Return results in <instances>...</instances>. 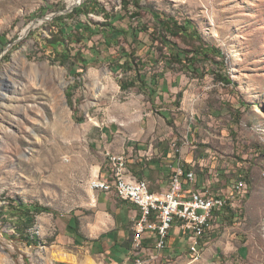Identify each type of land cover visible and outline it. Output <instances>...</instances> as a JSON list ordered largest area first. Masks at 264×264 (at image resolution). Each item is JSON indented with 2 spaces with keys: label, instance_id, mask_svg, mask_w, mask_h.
I'll return each instance as SVG.
<instances>
[{
  "label": "rangeland",
  "instance_id": "obj_1",
  "mask_svg": "<svg viewBox=\"0 0 264 264\" xmlns=\"http://www.w3.org/2000/svg\"><path fill=\"white\" fill-rule=\"evenodd\" d=\"M70 1L0 0V114L11 117H0V264H81L77 254L83 255V244L100 234L92 230L97 216L102 211L111 215L103 192L93 191L91 180L101 168L104 173L107 153L117 143L148 137L174 140L180 149L196 146L193 150L200 158L213 161L208 165L221 173L211 182L215 191L228 189L238 179L249 186L236 215L222 217L209 233L201 259L184 256L189 241L183 237L182 247L173 256L164 254L160 264H264V0H140L141 8L133 0L129 8L125 0H100L120 27L136 26L139 20L147 27L137 37L119 40L127 52L137 53V69L154 75L156 81L151 75L146 79L155 91L152 96L138 84L122 88L120 80L127 76L131 80L136 70L112 69L107 57L120 46L107 52L100 32L89 48L77 44L92 59L76 73L46 56L38 37H53L54 20L78 7L64 12ZM152 11L181 23L190 21L198 30L201 41L187 44L173 38L192 51L190 57L202 43L218 51L209 58L198 56L195 65L165 68L169 53L155 30ZM78 21L96 28V22L105 18L98 14L70 18V23ZM94 45L103 51L97 59L90 49ZM18 53L31 62L47 63L62 72L64 80L58 75L48 81L49 87L27 86L13 93L1 76ZM220 76H230L233 83ZM100 82L103 85L97 87ZM57 88L66 100H55ZM3 94L12 110L3 106ZM17 107L22 110L13 112ZM205 165L197 169L202 176ZM21 203L42 205L50 212L36 214L25 226ZM74 219L80 236L71 227ZM33 234L36 242L28 239Z\"/></svg>",
  "mask_w": 264,
  "mask_h": 264
},
{
  "label": "built area",
  "instance_id": "obj_2",
  "mask_svg": "<svg viewBox=\"0 0 264 264\" xmlns=\"http://www.w3.org/2000/svg\"><path fill=\"white\" fill-rule=\"evenodd\" d=\"M176 150H180L175 144ZM107 163L103 169L107 177L99 174L90 182L93 191L115 193L124 201L137 205L140 215L133 223L132 249L135 253H144L133 264H154L162 261L172 228L180 223L188 232L189 248L184 256L192 261L201 259L203 246L209 233L219 223V213L227 206L238 208L248 196V183L238 179L225 190L211 189V182L196 188L198 174L196 170H187L180 164L170 183V188L163 194L151 190L146 179L138 178L129 168L126 152L107 153ZM220 172L215 173L216 177ZM185 184L190 185L186 189ZM151 239L148 246L146 240Z\"/></svg>",
  "mask_w": 264,
  "mask_h": 264
},
{
  "label": "trees",
  "instance_id": "obj_3",
  "mask_svg": "<svg viewBox=\"0 0 264 264\" xmlns=\"http://www.w3.org/2000/svg\"><path fill=\"white\" fill-rule=\"evenodd\" d=\"M124 6L129 8L130 0H125ZM138 8H141L140 0L132 1ZM48 8H53V6L48 5ZM155 20H156V32L162 37V42L167 47V52L169 55H165L166 64L165 68H172V64L181 63L184 66L189 63L191 65L196 64L198 56L203 55V58H209L212 53H216L218 50L214 46L205 47L202 44L194 49V56L190 57L189 49H184L173 40V38H180L185 43H192V40L201 41L202 38L198 30L193 27L190 21L186 23H181L178 19L173 16L163 17L160 13L152 11ZM81 14H98L103 15L105 21L96 22V28L92 26L91 23H82L78 21L73 24L70 23V18L75 15ZM32 17L35 14L31 15ZM116 15L110 12L100 0H85L82 5L76 7L72 13L61 15L57 17L53 22L51 39L38 37V41L42 44V49L44 50L46 56H48L53 62H61L62 64L69 65L71 69L76 73L80 65L88 66L90 60L92 59L91 54H85L82 49L77 48V44L83 45L89 48V41L93 39V36L100 32L103 37V42L101 43L107 52H110V48L114 45H119V50L110 55L108 61L110 62L112 69L121 68L122 70L128 72L131 69H135V74L131 77V80H128V76L120 80V84L124 90L129 89L130 87L138 84L144 92H147L150 96L155 94V91L151 89L147 82V76L151 75L150 71L146 73H141L137 69L135 64V57L137 53L135 51L127 52L126 48L120 45V37L123 36L126 39L129 37H137L139 31L147 29L142 20L138 21L136 26L132 24L129 28L120 27L114 22ZM195 46V45H194ZM199 48V49H198ZM92 52L95 54L96 59L102 55V49H98L96 45L90 47ZM153 54V53H152ZM154 63H158V59L152 55ZM152 81H156L154 75L150 76ZM220 79L224 80L227 83H233V80L230 76H220ZM180 97L182 96L179 95ZM24 220L25 226H30L31 223L36 218V214L47 211L50 212L48 207L42 205H28L21 203L19 208ZM235 210H232L230 207H226L222 212L219 213V222L224 216L234 217ZM74 224L71 227L74 229V234L80 236L78 221L74 219ZM31 242H36L38 240L37 234H33V238H28Z\"/></svg>",
  "mask_w": 264,
  "mask_h": 264
},
{
  "label": "crops",
  "instance_id": "obj_4",
  "mask_svg": "<svg viewBox=\"0 0 264 264\" xmlns=\"http://www.w3.org/2000/svg\"><path fill=\"white\" fill-rule=\"evenodd\" d=\"M137 123V119L133 120L136 128ZM175 144L174 140L169 139L158 141L148 137L142 142L130 139L123 145L117 143L113 152H126L132 173L138 178L146 179L151 190L155 193L163 194L169 190L172 177L180 164L188 171L196 170L198 174L196 188H201L207 182L214 181L215 170L213 167L215 166L208 165L211 162L213 164V161L209 160L206 163L205 158H200L198 153L193 150L196 146H191L192 143L184 145L180 150L175 149ZM204 164L207 166L205 168L207 171L206 174L204 173L205 176H202L197 169L198 166H204ZM205 169L202 168L203 171ZM101 176L107 177L105 173H102ZM185 187L189 189L190 185L185 184ZM102 197H105L103 204L106 209H110L111 215L102 211L103 213L97 216L92 230L94 233L100 232V234L83 244V255L77 254L79 263L87 264L89 258H92L96 264H133L138 257L145 255L144 253H135L132 249L133 223L140 215V209L137 205L120 199L113 192H103ZM183 237L188 241V232L182 229L180 223H176L172 228L169 244L164 252L165 256L176 254L175 252L182 247ZM146 241L148 246L151 245V239ZM160 263L161 261H158L154 264ZM59 264L73 263L64 261Z\"/></svg>",
  "mask_w": 264,
  "mask_h": 264
},
{
  "label": "bare ground",
  "instance_id": "obj_5",
  "mask_svg": "<svg viewBox=\"0 0 264 264\" xmlns=\"http://www.w3.org/2000/svg\"><path fill=\"white\" fill-rule=\"evenodd\" d=\"M79 1L80 0H71L70 5L78 4ZM58 75H60V78H62L64 80L63 73L59 72L58 70H56L54 68L49 67L47 63L31 62L23 54L18 53V54H14L12 61L5 66L1 77L3 78L5 76L6 82L9 83L11 89H13L12 92L17 93L18 91H20L22 89H26L27 86L47 85V87H49L48 81L49 80L55 81L56 77H58ZM0 80H1V78H0ZM110 83H112V82L109 81V84ZM66 84H67V82L64 81L62 86L66 85ZM101 85H103L102 82L98 83L97 87H99ZM110 85H112V84H110ZM56 90L57 91H55V93H54L55 100L59 101V102L64 101L65 94L63 93L62 89L57 88ZM7 96L8 95H6V94L2 95V98L4 100L2 102V104L6 108H9V110L10 109L12 110V108H14V106L12 104L11 105L6 104ZM34 106L36 108H38L40 114H43V108L37 107V103ZM19 110H22V108L17 107V108H15V111H13V112L16 113ZM8 115H9L8 113H5L3 116L0 114V117L2 116V118L7 119V120L11 119V117H9ZM0 127H3L2 123H0ZM29 128L34 129V125H30ZM2 159L3 160L1 161V163L4 161V157H2ZM71 256H68L69 260L70 259L72 260ZM87 264H96V263L94 262V260L89 258Z\"/></svg>",
  "mask_w": 264,
  "mask_h": 264
},
{
  "label": "water",
  "instance_id": "obj_6",
  "mask_svg": "<svg viewBox=\"0 0 264 264\" xmlns=\"http://www.w3.org/2000/svg\"><path fill=\"white\" fill-rule=\"evenodd\" d=\"M83 1H84V0H80L78 4L69 5V6L67 7V9H66L64 12L71 11L74 7L82 5ZM45 19H49V18H45ZM34 24H35V23H33V25H34ZM31 26H32V25H31ZM32 27H33V26H32ZM29 28H30V27H29ZM29 28H28V30H29Z\"/></svg>",
  "mask_w": 264,
  "mask_h": 264
}]
</instances>
